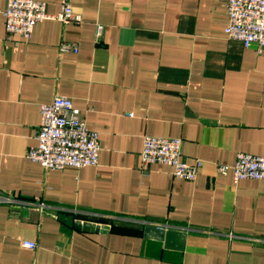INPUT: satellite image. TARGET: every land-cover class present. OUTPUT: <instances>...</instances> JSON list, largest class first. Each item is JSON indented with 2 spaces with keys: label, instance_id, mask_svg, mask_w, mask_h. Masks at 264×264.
Returning <instances> with one entry per match:
<instances>
[{
  "label": "crops",
  "instance_id": "obj_1",
  "mask_svg": "<svg viewBox=\"0 0 264 264\" xmlns=\"http://www.w3.org/2000/svg\"><path fill=\"white\" fill-rule=\"evenodd\" d=\"M226 1L69 0L81 21L22 37L7 35L0 0V191L15 200L0 203V264H264V180L217 171L264 156V50L227 39ZM56 94L98 132L96 165L26 157ZM147 135L180 138V159L202 161L196 178L144 164ZM148 224L183 232L182 247L146 237Z\"/></svg>",
  "mask_w": 264,
  "mask_h": 264
},
{
  "label": "built area",
  "instance_id": "obj_2",
  "mask_svg": "<svg viewBox=\"0 0 264 264\" xmlns=\"http://www.w3.org/2000/svg\"><path fill=\"white\" fill-rule=\"evenodd\" d=\"M227 23L224 33L229 40L239 41L244 47L255 45L264 50V0H227L225 4ZM8 36L28 37L34 25L45 19H57L62 23L79 22L69 0H61L60 11L51 14L40 0H7L3 10ZM96 27V38L102 33ZM60 51H77L76 45L62 42ZM40 119L36 131V145L27 149L26 157L39 163L44 169H62L66 166L85 167L98 163V132L86 127L81 111L72 101L56 94L49 103L39 105ZM182 140L178 137L144 136L141 161L144 164L161 163L172 168L174 177L194 180L202 166L200 159L192 162L180 159ZM220 174L232 172L233 179H263L264 156L240 152L232 165L219 164ZM12 195L0 191V203L14 204ZM40 210L43 205L40 204ZM24 247L35 249L33 241H23Z\"/></svg>",
  "mask_w": 264,
  "mask_h": 264
},
{
  "label": "water",
  "instance_id": "obj_3",
  "mask_svg": "<svg viewBox=\"0 0 264 264\" xmlns=\"http://www.w3.org/2000/svg\"><path fill=\"white\" fill-rule=\"evenodd\" d=\"M82 228L84 230H98L97 227H95V225H92L89 222H84L82 223ZM144 233L146 237L149 238H155V239H163L166 244L168 245V243H170L172 241V239H177L180 240V247H182V243H183V237H184V233L180 232L178 230L175 229H164L162 227H158V226H154L151 224H148L145 226L144 228Z\"/></svg>",
  "mask_w": 264,
  "mask_h": 264
}]
</instances>
